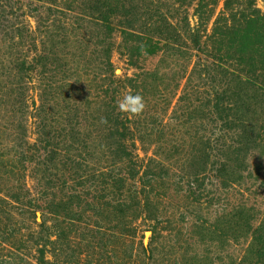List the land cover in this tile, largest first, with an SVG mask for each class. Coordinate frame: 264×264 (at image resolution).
<instances>
[{
    "label": "trees",
    "instance_id": "trees-1",
    "mask_svg": "<svg viewBox=\"0 0 264 264\" xmlns=\"http://www.w3.org/2000/svg\"><path fill=\"white\" fill-rule=\"evenodd\" d=\"M81 1L0 0V46L7 78H14L6 87L11 129L0 132V264H106V254L111 264L156 262L164 190L176 169L163 162L159 146L140 159L137 141L148 153L147 133L117 110L129 80H114L116 28L128 58L170 52L177 61L195 58L193 72L203 54L241 78L264 77V13L245 15L234 29H213L217 48L194 53L185 42L201 37L192 31H136L128 0ZM92 31L99 43L91 69L81 39ZM177 38L187 49L170 48ZM203 178L185 176L188 195L200 193ZM258 228L231 264H264Z\"/></svg>",
    "mask_w": 264,
    "mask_h": 264
},
{
    "label": "rangeland",
    "instance_id": "rangeland-1",
    "mask_svg": "<svg viewBox=\"0 0 264 264\" xmlns=\"http://www.w3.org/2000/svg\"><path fill=\"white\" fill-rule=\"evenodd\" d=\"M128 2L136 31L181 35L192 31L201 37L198 42H185L194 53L197 46L208 51L217 48L216 38H211L213 29H234L245 15L264 13L263 0ZM166 21L173 29L166 30ZM30 23L35 24L33 19ZM119 30L114 32L110 52L114 80H129L124 83L126 92L139 93L146 102L141 115L129 116L132 127L147 133L144 140L148 153L137 141V154L146 159L159 146L163 162L176 169L173 181L164 190V229L156 245L155 264L175 260L178 264H231L247 247L252 230L260 226L258 235L264 240V77L241 78L200 53L203 60L193 72L195 58L191 63L177 61L170 52L164 59L158 54L139 60L136 52L128 58L122 55ZM81 43L92 69L98 56L96 32H88ZM170 44V48L187 49L178 38ZM6 60L0 46V132H9L8 122L13 121L6 87L14 78H7ZM32 78L37 85V76ZM31 95L35 97V93ZM180 97L183 99L179 101ZM152 130L154 136H149ZM204 161L208 162L205 168ZM193 174L204 177L195 198L188 195L183 184L185 176ZM144 237L146 245L150 233H144ZM103 260L111 264L114 257L106 254Z\"/></svg>",
    "mask_w": 264,
    "mask_h": 264
},
{
    "label": "clouds",
    "instance_id": "clouds-1",
    "mask_svg": "<svg viewBox=\"0 0 264 264\" xmlns=\"http://www.w3.org/2000/svg\"><path fill=\"white\" fill-rule=\"evenodd\" d=\"M117 110L130 117L139 116L146 108L144 97L139 93H124L116 102ZM107 118L101 117L100 123L107 124Z\"/></svg>",
    "mask_w": 264,
    "mask_h": 264
}]
</instances>
